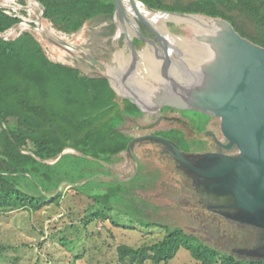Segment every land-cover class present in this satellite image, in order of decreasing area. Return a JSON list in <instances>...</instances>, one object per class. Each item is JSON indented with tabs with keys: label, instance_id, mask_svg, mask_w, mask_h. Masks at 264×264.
Here are the masks:
<instances>
[{
	"label": "trees",
	"instance_id": "1",
	"mask_svg": "<svg viewBox=\"0 0 264 264\" xmlns=\"http://www.w3.org/2000/svg\"><path fill=\"white\" fill-rule=\"evenodd\" d=\"M36 1L43 8L45 24L56 36L72 38L85 25L103 24L94 36L113 45L118 41L119 46L111 49L116 52L118 47L122 68H127L130 52L123 48L124 40L115 37L112 0ZM138 1L153 12L226 23L238 38L264 53V0ZM20 3L26 4L24 0ZM19 22L0 12V212H37L46 203L59 206L68 193L82 208L84 225L110 220L116 227L134 229L109 216L116 204L128 202L130 184L136 179H115L119 176L115 169L130 155L128 142L142 135L166 137L193 165V161L216 164L224 157L219 151L227 149L221 141L242 155L236 143L211 125L206 124L222 140L209 133L200 137L192 126L156 128L121 99L106 79L50 60L34 30L16 28L2 39ZM132 45L137 60L128 81L143 87L147 69L154 70L137 42ZM257 73L264 76L263 64L258 65ZM143 165L144 161L138 173ZM105 176L112 179L104 181ZM183 226L167 227L164 237L153 244L117 247L116 264H168L181 248L200 264H264V258L246 261L210 246L189 226ZM4 250L0 246V253Z\"/></svg>",
	"mask_w": 264,
	"mask_h": 264
},
{
	"label": "rangeland",
	"instance_id": "2",
	"mask_svg": "<svg viewBox=\"0 0 264 264\" xmlns=\"http://www.w3.org/2000/svg\"><path fill=\"white\" fill-rule=\"evenodd\" d=\"M20 1L9 0L7 4L17 11L16 7L20 5L28 7L32 14L37 13L34 0H24L25 5ZM148 12L151 15L162 14L161 22L168 27L181 24L192 30L194 36L186 33L184 39L196 54L187 52L185 61L202 70L203 57L206 65L203 94L216 91L237 99L264 94V77L257 73L259 64H263L264 69V53L238 38L226 23L208 20L210 25H199L180 21V16L176 14ZM163 14L172 17L167 18ZM28 24L30 25L29 21L16 28L24 30L23 27H28ZM44 25L54 38L101 52L114 72L129 79L132 71L127 73V68H122L118 47L116 52L111 49L115 45L119 46L118 41L113 45L94 36L103 24L85 25L72 38L56 36L45 22ZM115 37L120 36L115 34ZM38 39L50 60L80 68L87 74L93 73L88 65L63 55L39 34ZM123 43V48L128 47L125 40ZM147 61L149 62L148 59ZM149 64L154 71L147 69L145 85L141 87L130 82L131 84L154 103L170 99L186 100L185 96L174 97L162 74L150 62ZM185 113L190 115L192 112ZM206 124L200 119L175 129L192 126L200 137L209 133L222 140L219 132L207 126L211 124ZM144 136L146 135L140 136L143 137L138 140L140 143H135L137 149L132 143L134 154L129 151L130 155L126 156L124 163L115 169L119 175L115 179L119 181L128 182L134 174L133 179H136L130 184L133 189L128 202L116 204L115 210L109 215L114 222L133 226L134 229L116 227L110 220H93L84 225L81 221L82 208L66 193L59 206L46 203L37 212L23 209L0 212V246L5 248L0 253V264H116L117 247L153 244L164 237L167 227L171 229L176 226L184 227L183 225L187 229L190 227L195 235L221 251L235 253L246 261L263 259L264 205L247 210L241 203L243 199L244 204L251 205L261 190L262 179L252 170L247 175L245 173L231 177L230 174L243 166L240 159L242 155L239 156L234 149L231 150L230 145L221 141L227 149L219 151L224 157L216 164L206 166L204 162L193 161V165L187 158L194 170L206 173L209 177L223 178L206 182L196 177L167 143ZM147 139L159 142L143 141ZM137 161L141 164L144 161L139 173V170L136 171ZM105 179L112 178L105 176L104 181H107ZM67 190L68 187L64 189ZM168 264L200 263L181 248Z\"/></svg>",
	"mask_w": 264,
	"mask_h": 264
},
{
	"label": "water",
	"instance_id": "3",
	"mask_svg": "<svg viewBox=\"0 0 264 264\" xmlns=\"http://www.w3.org/2000/svg\"><path fill=\"white\" fill-rule=\"evenodd\" d=\"M34 1L36 3L37 13L32 14L28 7H23L19 5L16 7V9H18L17 11L7 4L9 0H0V12H2L7 16L20 20L19 24H17L13 29L10 30L11 32L15 30V28L18 25H21L29 21L30 25L28 27H23L24 30L27 29L34 30L37 34L42 36L49 44H51L53 47L59 50L63 55L69 56L88 65L93 70V73L88 75L98 76L106 79L109 82L111 89L121 99H123L125 102L130 104L140 113L144 114L152 124L158 126L163 130L175 129L178 128V126L189 124V122H196L200 119H203V122L207 124L218 126L221 129L224 136H226L232 143H236L238 145L242 154V157L240 159L243 162L242 164L243 166L239 167L241 169L237 168L233 172H231L230 173L232 174L231 177L240 176L245 173L247 175L250 173L249 171L252 170V172L259 175L260 178L262 179V183H261L262 187L257 198L251 203V205L244 204V200L241 199V203H243L242 207L247 210H253L264 205V133H262L251 122L252 118H256L257 116L260 117L264 115V108L253 109L252 112H249V114H247L246 112H241V111L239 112L235 110H223V109L210 110L206 106H204L202 97L205 94H203L202 92L206 81V65L202 57L201 58L203 64L202 72L204 73V78L202 80L201 79L199 80V85L194 93L196 98L198 99L197 108L194 109V111L190 113V115H186L180 120H177L175 118H164V114L160 112L159 113L155 112L149 106L151 104H162L164 103V101L160 103H154L151 100H149V98L138 87H135L133 84H131L128 81V79L125 78V76H119L116 72H114L107 64L106 57L103 54H101V52L96 51L94 49H89L88 47L77 46L75 44L64 42L60 39L54 38L53 35L50 32H48L47 28L44 25L43 8L39 5V3L36 0ZM133 1H136L141 5H143L138 0H133ZM112 4L114 7V13L112 16V22H113V18L115 14L117 12H121L122 7L118 0H112ZM178 16L200 17V16H185V15H178ZM134 22L136 27V37L131 40H128L126 37L122 35H118L114 31L116 35L124 38V40L128 44V49L130 52V63L128 66H130V70H132V67H134V61L132 60L133 53L134 52L136 53V50L132 45L133 41L138 43L139 51L149 60L152 66L156 68L160 74H162V76L164 73H170V72L182 74L184 70H187V68L183 66H178L173 64L169 65L168 61L162 60L157 55V51H154L153 46L151 45L149 39L147 38V32L145 28L138 21L135 20ZM10 33L3 36L2 39H7ZM126 72L129 73L128 70ZM188 72L194 74L195 71L188 69ZM250 97H253L255 100H257L264 97V94L248 95L240 99H242L243 101ZM171 102L177 103L181 101L172 99ZM144 137H152V138L160 139L163 142L167 143L169 146H171L175 151V153L180 157L184 165L187 166V168L200 180L206 182H212L223 179L221 176L205 177L199 171L194 170L188 159L177 149V147L169 139L154 135L144 136ZM141 138L143 137L135 138L127 143L128 150L133 154L135 150L132 147V143L137 142ZM250 152L251 153L253 152V154L256 157L251 155ZM140 166H141L140 161H137L136 171L139 170Z\"/></svg>",
	"mask_w": 264,
	"mask_h": 264
},
{
	"label": "bare ground",
	"instance_id": "4",
	"mask_svg": "<svg viewBox=\"0 0 264 264\" xmlns=\"http://www.w3.org/2000/svg\"><path fill=\"white\" fill-rule=\"evenodd\" d=\"M118 1L122 7V11L117 12L113 18V30L118 35H122L128 40L135 38L136 27L134 21L136 20L145 28L146 32L148 33L147 38L153 46L154 51H157V55L162 60L168 61L169 65L173 64L187 68V70H184L182 74L175 72L163 74L164 80L166 81L170 92L174 95V97L185 96L186 100L177 103L171 102L172 99L165 100L162 104L149 105L151 109L158 113L164 108L193 112L198 106V99L194 93L199 85V80L204 78V73L197 66L185 61L187 52L196 54L195 51H193V49L188 46V43L184 39V35L186 33H190L192 36H194L192 30L181 24L176 27L166 26L161 22L162 14L151 15L147 8L136 1ZM163 16L167 18L172 17L166 14H163ZM178 19L184 22L190 21L199 25H204L205 23L209 24V21L202 17H178ZM132 60L135 64L137 60V55L135 52L133 53ZM133 68L134 67H132V70ZM188 69L195 71L194 74L188 72ZM127 70L128 72L132 71L130 70V66H127ZM202 101L204 106L210 110H235L249 114V112H252L253 109L264 108V97L257 100H255L253 97H250L242 101V99L226 96L216 91L206 93L202 97ZM251 122L262 133H264V115L252 118ZM251 155L256 157L253 152ZM201 174L205 177H209V175L206 173Z\"/></svg>",
	"mask_w": 264,
	"mask_h": 264
},
{
	"label": "flooded vegetation",
	"instance_id": "5",
	"mask_svg": "<svg viewBox=\"0 0 264 264\" xmlns=\"http://www.w3.org/2000/svg\"><path fill=\"white\" fill-rule=\"evenodd\" d=\"M185 112L187 111H178L170 108H164L160 111V113L164 114V118H175L177 120H180L184 116L188 115Z\"/></svg>",
	"mask_w": 264,
	"mask_h": 264
},
{
	"label": "built area",
	"instance_id": "6",
	"mask_svg": "<svg viewBox=\"0 0 264 264\" xmlns=\"http://www.w3.org/2000/svg\"><path fill=\"white\" fill-rule=\"evenodd\" d=\"M15 30H16V28H15ZM15 30H13L12 32L9 31L7 34H9L10 32H11V33H10V35H9L8 37H10V36L15 32ZM7 34H6V35H7ZM8 37H7V38H8Z\"/></svg>",
	"mask_w": 264,
	"mask_h": 264
}]
</instances>
